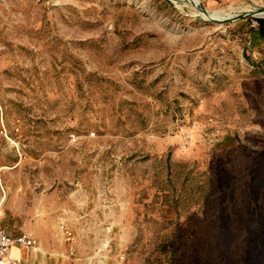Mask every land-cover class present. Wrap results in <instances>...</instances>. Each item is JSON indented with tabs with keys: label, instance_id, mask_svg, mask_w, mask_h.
Here are the masks:
<instances>
[{
	"label": "rangeland",
	"instance_id": "obj_1",
	"mask_svg": "<svg viewBox=\"0 0 264 264\" xmlns=\"http://www.w3.org/2000/svg\"><path fill=\"white\" fill-rule=\"evenodd\" d=\"M255 17L218 22L187 0H0L2 225L51 226L73 264H264Z\"/></svg>",
	"mask_w": 264,
	"mask_h": 264
},
{
	"label": "crops",
	"instance_id": "obj_2",
	"mask_svg": "<svg viewBox=\"0 0 264 264\" xmlns=\"http://www.w3.org/2000/svg\"><path fill=\"white\" fill-rule=\"evenodd\" d=\"M205 1L208 5H213L217 0ZM1 221L0 216V226L4 227L10 234L27 232L36 238V246L32 248L13 245L9 250L8 257L19 258L24 264H73L65 255L67 246L57 238V235H53L51 226H42L39 222L36 224L34 222L32 224L25 223L21 227L10 228L2 225ZM2 264L9 263L4 261Z\"/></svg>",
	"mask_w": 264,
	"mask_h": 264
},
{
	"label": "built area",
	"instance_id": "obj_3",
	"mask_svg": "<svg viewBox=\"0 0 264 264\" xmlns=\"http://www.w3.org/2000/svg\"><path fill=\"white\" fill-rule=\"evenodd\" d=\"M251 21L252 23H258L256 17ZM65 233H67V236L70 235V231L68 230ZM13 245L32 248L36 246V238L27 232L10 234L4 227L0 226V264L4 261L9 264H24L19 258L8 257L9 250ZM101 245L105 246L106 241H102Z\"/></svg>",
	"mask_w": 264,
	"mask_h": 264
},
{
	"label": "bare ground",
	"instance_id": "obj_4",
	"mask_svg": "<svg viewBox=\"0 0 264 264\" xmlns=\"http://www.w3.org/2000/svg\"><path fill=\"white\" fill-rule=\"evenodd\" d=\"M187 1L190 2V4L193 7L197 8L199 12L207 19L221 20L222 18L230 17L235 14L233 12H227L222 9H206V8L204 9L201 7V0H187ZM230 8H233V6H231ZM248 10H252V8L246 7L244 9H240L237 12H243Z\"/></svg>",
	"mask_w": 264,
	"mask_h": 264
},
{
	"label": "water",
	"instance_id": "obj_5",
	"mask_svg": "<svg viewBox=\"0 0 264 264\" xmlns=\"http://www.w3.org/2000/svg\"><path fill=\"white\" fill-rule=\"evenodd\" d=\"M201 7L204 8L202 4H201ZM262 12H264L263 8L252 9V10H248V11L238 12V13H235L234 15L230 16V17H225V18H222L221 20H215V21L228 22V21H231V20H235V19H239V18H242V17H246L247 15H255L256 13H262ZM212 20H214V19H212Z\"/></svg>",
	"mask_w": 264,
	"mask_h": 264
},
{
	"label": "trees",
	"instance_id": "obj_6",
	"mask_svg": "<svg viewBox=\"0 0 264 264\" xmlns=\"http://www.w3.org/2000/svg\"><path fill=\"white\" fill-rule=\"evenodd\" d=\"M256 19L258 21V24H262L264 22V19L263 18L256 17Z\"/></svg>",
	"mask_w": 264,
	"mask_h": 264
}]
</instances>
